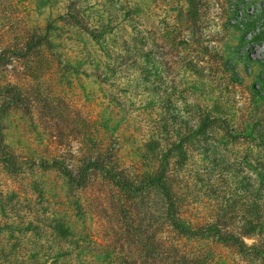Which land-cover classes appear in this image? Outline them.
Wrapping results in <instances>:
<instances>
[{"label": "rangeland", "instance_id": "374dc122", "mask_svg": "<svg viewBox=\"0 0 264 264\" xmlns=\"http://www.w3.org/2000/svg\"><path fill=\"white\" fill-rule=\"evenodd\" d=\"M71 1L0 0V50L13 52L49 24L54 45L29 66L18 60L4 78L21 86L31 113L13 111L3 120L17 172L11 174L0 164V264H21L53 218L70 229L69 241L89 233L105 246L102 253L106 251L103 230L108 224L92 212L78 216L75 209L64 211L59 205L64 178L43 172L39 164L52 158L73 162L72 155L78 157L86 147L87 118L94 122L95 133L104 130L122 137L124 162L135 159L136 152L142 156L151 150L149 132L156 124L149 97L141 93L137 68L146 60L134 55L136 44L148 52L147 66L150 73L157 71L160 83L174 81L179 105H197L238 132L253 130L250 140L238 141L213 132L231 167L223 170V177L215 166L196 158L192 162L204 180L198 182L201 206L217 213L224 208L233 219H241L246 197L242 180L248 171L241 160L249 157L256 168L264 169V38L253 41L264 31V0H180L173 5L161 0H76L88 33L64 23ZM236 2L235 14L224 17L223 10ZM246 23H252L247 30ZM99 192H87L80 200L94 199ZM69 241L61 239V244ZM220 257L224 264H256L252 259L238 261L225 251ZM97 261L109 262L106 255Z\"/></svg>", "mask_w": 264, "mask_h": 264}, {"label": "trees", "instance_id": "16d2710c", "mask_svg": "<svg viewBox=\"0 0 264 264\" xmlns=\"http://www.w3.org/2000/svg\"><path fill=\"white\" fill-rule=\"evenodd\" d=\"M161 1L173 5L180 0ZM237 5L238 2L230 10H223V16L234 15ZM63 21L83 33L90 31L79 1L68 4ZM251 26L252 23H246L245 30ZM52 30L49 24L13 52L0 50V164L11 174L17 172V164L5 141L3 120L13 111L30 114L31 105L23 97L21 86L4 78L18 60H23L26 67L33 60L40 61L43 51L54 48ZM262 38L264 31L258 32L253 41ZM131 50L146 60L137 70L141 93L149 97L147 104L156 124L149 132L151 150H145L142 156L136 152V158L126 163L122 160V137L104 130L95 133L94 122L87 118L86 147L78 157L72 155L73 162L52 158L39 164L43 172L54 171L64 178V201L59 202L64 211L75 209L78 216L94 213L108 224L103 230L107 234L106 251L102 253L105 246L89 233L83 232L76 241H69L70 229L59 218H53L49 231L40 235L34 249L24 253L21 264H101L97 261L101 255H106L108 264H224L221 251L244 263L252 259L256 264H264V169L256 168L249 157L242 158L248 170L242 180L246 181L242 186L246 193L245 214L236 220L224 208V213H217L209 205L201 206L202 188L198 182L204 180L197 177L201 170L192 167L196 158L204 165L218 168L223 177V170L231 167L213 141V132L238 141L250 140L253 130L238 132L197 105L186 101L179 105L174 81L160 83L157 71L150 73L147 66L148 52L137 44ZM192 107L199 111L190 113ZM93 190L100 191L98 197L80 200L81 195ZM61 239L69 243L62 245Z\"/></svg>", "mask_w": 264, "mask_h": 264}]
</instances>
